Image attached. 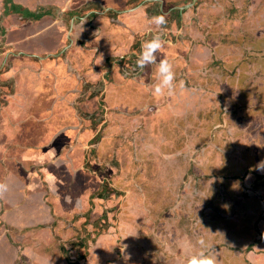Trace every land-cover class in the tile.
<instances>
[{
  "label": "crops",
  "instance_id": "crops-1",
  "mask_svg": "<svg viewBox=\"0 0 264 264\" xmlns=\"http://www.w3.org/2000/svg\"><path fill=\"white\" fill-rule=\"evenodd\" d=\"M84 2H92L91 7L84 8ZM103 2L114 9L103 11L104 17L95 13ZM103 2L0 0V180L10 186L0 200V264L126 262L110 239L111 231L118 230L113 224L117 217L113 204L105 203L114 193L107 197L100 190L104 176L92 156L110 153L109 134L117 126L104 125L107 119L119 120L113 110L133 107L127 101L114 106L113 91L123 98L131 89L147 96L153 92L157 65L141 70L136 60L156 32L162 33L171 52L167 59L184 87L157 99L152 94L150 104L167 113L153 112L147 132L140 134L148 137L152 128H165L159 135L166 142H183L177 155L181 162L205 156L210 151L203 149L206 145L223 149L209 154L216 162L209 172L202 159L190 166L201 178L206 173L209 184L231 178L237 200L253 198L260 211L249 233L252 240L238 247L233 239L220 237L208 244V251L219 264H264V172L256 170L264 161V0ZM35 13L45 16L39 20ZM160 14L169 21L162 29L150 22ZM161 59L157 56V62ZM105 77L118 78L121 86L109 82L107 91ZM94 115L104 120L96 144L89 122ZM238 163L242 169L234 170ZM177 167L183 169V163ZM66 169L73 170L70 176L61 174ZM82 180H93L98 190L88 191L87 184L80 186ZM186 180L179 171L168 185ZM71 182L72 195L59 196L58 188ZM27 202L24 213H13ZM87 223L96 226L86 234L82 226Z\"/></svg>",
  "mask_w": 264,
  "mask_h": 264
},
{
  "label": "rangeland",
  "instance_id": "rangeland-1",
  "mask_svg": "<svg viewBox=\"0 0 264 264\" xmlns=\"http://www.w3.org/2000/svg\"><path fill=\"white\" fill-rule=\"evenodd\" d=\"M109 79V78H107ZM123 88V87H122ZM148 96L145 94V91H139L138 89H134L125 95V98H122L119 102L122 103L121 106L124 105V103L131 102L133 104V107L126 112L117 109L113 110L116 114L119 115V120H112L110 121L107 119V124L104 125L108 126L110 124L111 126L115 125L117 128L114 130V132H111L109 134V151L107 158L95 152L93 159L95 163L97 162V166L100 168V171L103 173V178L101 181L103 182L102 185H100V190H104L103 194H107V197L114 193V195L111 196V198L105 203L108 204L110 201L113 204V210L114 214L117 218H115L114 223L117 225L118 230L111 231V241L113 243V248L117 247V252L119 253V256H121L123 259H126L127 256H123V251L120 250L119 244H121L122 247L126 244H130L131 240L137 233L143 232L144 235L151 237L153 240L155 239L158 244H162L160 242V237L157 236L158 232H160L162 229V226H165L166 216H172V219L169 220V222L175 223V227L181 232V235L188 236L182 241H174L173 244H171V254L172 256L179 258L188 257L191 251H194L198 248L196 245V241L198 239L194 238L195 232L200 230L201 228L196 226L197 219L194 213L198 211L200 208L199 205L204 206L205 195L208 194V190L212 189L211 187L215 184H209L205 170L209 172V167L212 166L213 160L209 157L210 153H213L216 156L214 152V148L217 150L223 151L221 147H210L206 145L203 146V149L210 150L208 153L202 156H197L194 158V161H190L189 159L181 162L180 156H177L180 152L179 148H182L183 142H176V139H170L167 140V142L164 140V136H161L159 134L164 133L163 130L165 128L163 127H154L152 128L153 132L149 131V135L142 136L140 133H146V126L149 127L148 118H151L152 113L154 114H166L167 110L161 112V107H157L155 103H151L152 100V93L148 92ZM130 95V96H128ZM127 96V97H126ZM123 97V96H122ZM159 97H155L157 99ZM154 99V100H155ZM154 102V101H153ZM165 99H162V103L164 104ZM116 107L119 106L116 102L113 104ZM158 105V104H157ZM157 108H153V107ZM121 113V114H120ZM124 115V116H123ZM142 116H145L144 118ZM104 117H102L103 119ZM40 119V118H39ZM58 121L61 119L57 118ZM99 116H91L90 117V129L92 132H96V138L94 139V143L96 144L99 142L100 136L102 134L103 130V123L104 120L99 122ZM136 119V121H135ZM38 120V119H37ZM131 125L132 122L134 123L133 127L127 126L126 123ZM165 123V122H164ZM125 124V125H124ZM126 126V127H124ZM132 127V128H130ZM98 135V136H97ZM104 137V136H103ZM175 138V137H174ZM205 143V142H203ZM210 147V148H207ZM202 149V150H203ZM205 151V152H206ZM168 153V154H167ZM219 156V155H218ZM171 159V164L167 165L168 160ZM203 160V166H204V172H202L201 178V172L194 171L193 165L197 164V162H200V160ZM88 160V159H87ZM177 162L182 164L184 168L178 169ZM191 163H194L192 166H190ZM213 163V164H212ZM242 165L239 163L234 165L236 169L234 170H241ZM88 167V166H87ZM170 169L176 170L174 173H176L175 178L178 176L179 171L182 172V174L186 173L188 180L183 181L182 185L181 183L176 184L173 188L170 187L169 180L170 177L166 178L162 184L168 185V199L169 203L168 205L164 203L163 206H161V202H157L156 206L148 207L146 204H144V198L142 197L143 193H146V190L149 189L150 185H156V183L159 182L157 179V176L160 174V172L164 169ZM187 168L186 171H184ZM90 169V168H89ZM226 170L229 171L230 169H223L222 172L226 173ZM51 171H55L54 168H52ZM73 170H62L61 174H65L67 176H70V172ZM190 172H192L196 178L199 180H194L193 176L189 175ZM74 174V173H73ZM72 174V179H73ZM195 178V179H196ZM72 181V180H71ZM80 186H85L87 184V187H85L88 191L96 189L98 190V184L96 182L89 181V180H82L79 182ZM201 183V184H200ZM64 185V184H63ZM65 186V185H64ZM68 188L66 189H60L58 188V195L59 196H71L72 195V182L69 185H66ZM47 192L49 194V190L47 189ZM53 193V192H52ZM68 193V195H67ZM136 193H139L141 195V199H137ZM48 194H45L44 196H48ZM55 194V193H53ZM94 193H91L90 198L94 200ZM242 202V201H241ZM30 202L25 203L24 205L14 208L13 213L15 215H20L24 213L25 208L28 207ZM137 203L141 205H137ZM92 204V203H91ZM48 205V204H47ZM137 205V206H136ZM47 207V206H46ZM49 207V206H48ZM52 208V207H51ZM177 212L180 215H184L185 221L180 222V218L176 221ZM77 214L81 213H74L73 216L75 217ZM96 215V213H95ZM233 215H228L227 218H232ZM104 219V218H103ZM89 223V222H88ZM87 224H83L82 228L84 229V233L87 230H90V228H93L95 226H92L89 228ZM99 226V224L97 225ZM100 229V228H99ZM98 229V230H99ZM107 232L101 231L100 233ZM95 233V231H94ZM135 234V235H134ZM93 237V234L89 237V240ZM138 239L139 236H136ZM76 241V240H75ZM109 241V240H108ZM107 245V252H109V256H112V247L110 245V242H106ZM208 244H210L208 242ZM112 249H111V248ZM126 247V246H125ZM179 247V248H178ZM105 248V246H104ZM105 248V249H106ZM176 248L179 249V251H175ZM104 249V250H105ZM111 249V250H110ZM106 251V250H105ZM180 252V253H179ZM105 264H112L114 263L113 258H108ZM131 263V262H130ZM129 263V264H130Z\"/></svg>",
  "mask_w": 264,
  "mask_h": 264
},
{
  "label": "flooded vegetation",
  "instance_id": "flooded-vegetation-1",
  "mask_svg": "<svg viewBox=\"0 0 264 264\" xmlns=\"http://www.w3.org/2000/svg\"><path fill=\"white\" fill-rule=\"evenodd\" d=\"M104 3L105 2H103L102 5L105 8L101 9V7H99V11H95L97 15L100 14L99 16L103 17L105 16V11L114 10L112 7L109 8L106 6L108 2L105 3L106 5ZM84 4V8H90L92 2H84ZM125 4L133 5L135 2H133V0H125L123 5L125 6ZM115 6L119 5L115 4ZM93 8L96 9L97 7L94 6ZM94 22L96 21L93 20L91 28ZM100 26L101 25H99V28ZM234 169L236 168L234 167ZM175 170L176 168L174 170H172V168H164L157 176L159 182L156 183V185H150L146 193L142 194L146 206H156L157 202H160L162 199L163 201L160 205L163 206L164 203L168 205V185L162 183L166 178L176 176V173L172 174ZM225 177L230 176L227 175ZM230 179L222 180L220 181L221 183H218L217 180L215 184L213 183L212 189H209L208 194L204 197L205 205H199L200 208L194 213L196 218H198L197 220L201 222L199 225L196 224V226H199L201 229L195 232V239L203 237L206 239L207 243H214L215 240L220 237L224 240L233 239V243L238 247L244 245V241L252 240L249 233L251 232L256 214L260 211L259 204L253 198L248 201H243V203L237 200ZM136 197L142 200L139 193H136ZM137 205L141 204L137 203ZM228 215H233L234 218H227ZM183 217L184 215H180L177 212L176 221L179 218L180 220L183 219ZM165 218V226L161 227L162 229H160L161 231L158 232L157 235L158 237L161 236V245L158 244L155 239L153 240L151 237L144 235L143 232L137 233V235L134 234L135 236L130 244H126L125 241L126 247H122L121 244H119V251L121 252L122 250L123 256H127L126 262L123 264H129L130 262V264H182V258L172 256L173 254H171L170 251L173 249L170 245L173 244L174 241H177V239L178 241H182L191 235L187 234V237L181 235V232L175 227V223L169 222L172 216H166ZM136 236H139V238L137 239ZM187 260L184 261V263L187 262Z\"/></svg>",
  "mask_w": 264,
  "mask_h": 264
},
{
  "label": "clouds",
  "instance_id": "clouds-1",
  "mask_svg": "<svg viewBox=\"0 0 264 264\" xmlns=\"http://www.w3.org/2000/svg\"><path fill=\"white\" fill-rule=\"evenodd\" d=\"M150 22L158 29H162L167 24L166 14H160L151 17ZM165 41L162 39V33L156 32L151 39L145 41L141 46V52L137 57L136 66L143 70L149 65H157V82L153 85V96L161 97L165 94L173 95L177 86L184 87L183 81H176L174 65L167 59H161L157 62V53L164 47ZM256 170L264 172V161L256 165ZM10 190L6 181H0V199ZM198 249L188 258L187 264H219L215 254L208 251L209 245L205 238L201 237L196 241Z\"/></svg>",
  "mask_w": 264,
  "mask_h": 264
},
{
  "label": "water",
  "instance_id": "water-1",
  "mask_svg": "<svg viewBox=\"0 0 264 264\" xmlns=\"http://www.w3.org/2000/svg\"><path fill=\"white\" fill-rule=\"evenodd\" d=\"M188 6V5H187ZM21 8H24L21 6ZM105 8V7H104ZM25 9V8H24ZM181 9V8H180ZM35 15H37V13H35ZM47 15V14H46ZM45 16V15H44ZM44 16H39L37 17V19L41 20ZM51 18H49L50 20ZM167 24H169V21H167ZM166 24V26H167ZM47 25H49V22L47 23ZM46 25V27H47ZM55 31V30H54ZM57 35V34H56ZM169 55H171V52H170V49L166 46V44L164 45V47L160 50L159 53H157V56L160 57V58H167ZM109 79H107L106 77L104 78V81L103 83L106 85V90L108 91V85L107 83L109 84V82L111 83V85L115 88H118L121 86V84H119V81H118V78L116 77H108ZM1 89V88H0ZM102 92V90L100 91ZM114 92V100L116 103L119 104V102H121L120 100L123 98L121 96V94H118L116 91H113ZM106 96V95H105ZM56 178V176H55ZM1 200V199H0Z\"/></svg>",
  "mask_w": 264,
  "mask_h": 264
},
{
  "label": "trees",
  "instance_id": "trees-1",
  "mask_svg": "<svg viewBox=\"0 0 264 264\" xmlns=\"http://www.w3.org/2000/svg\"><path fill=\"white\" fill-rule=\"evenodd\" d=\"M175 1V0H174ZM35 17L37 18V15H35ZM39 17V16H38ZM2 177V175H1ZM1 181V180H0ZM185 221V217H183V219L180 220V222H184Z\"/></svg>",
  "mask_w": 264,
  "mask_h": 264
}]
</instances>
